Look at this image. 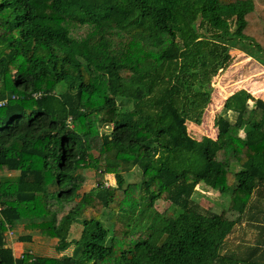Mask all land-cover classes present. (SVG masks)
<instances>
[{"label": "trees", "instance_id": "obj_1", "mask_svg": "<svg viewBox=\"0 0 264 264\" xmlns=\"http://www.w3.org/2000/svg\"><path fill=\"white\" fill-rule=\"evenodd\" d=\"M235 40L264 57V0H0V264H264V99L229 95L216 137L188 127ZM246 215L262 238L225 249ZM19 223L62 254L16 256Z\"/></svg>", "mask_w": 264, "mask_h": 264}, {"label": "rangeland", "instance_id": "obj_2", "mask_svg": "<svg viewBox=\"0 0 264 264\" xmlns=\"http://www.w3.org/2000/svg\"><path fill=\"white\" fill-rule=\"evenodd\" d=\"M228 46L235 48V52L229 58L226 67L218 75V83L211 85L214 87L212 94V101L206 110L205 119L199 123L188 122L190 133L196 137L201 138L203 135L216 137L218 128L216 124V117L222 111L225 100L232 92L240 88L247 89L254 97L264 99V57H262L249 43H243L238 40L227 43ZM62 88V86H61ZM63 89V88H62ZM102 131H108L109 128L102 127ZM138 172L134 171V174ZM111 176H105L107 182L110 184ZM94 187V181H88L83 187L82 191H89ZM15 193H0L1 200H14ZM193 199L199 204L204 211L221 212L228 207L229 197L220 194L218 191L205 185L199 184L193 194ZM169 201L157 200L155 203L156 209L163 211L169 205ZM1 207V204H0ZM264 207V204L262 205ZM122 214L129 216L134 223H142L146 220L147 211L137 210L134 213L131 210L121 211ZM262 215H260L261 217ZM254 223V224H253ZM255 222L248 220V215L239 223L233 233L228 237L226 248L228 250L239 249L242 243H255L256 240L261 239L260 229L256 227ZM82 226L80 223L73 224L69 239L79 237ZM32 234L33 241L24 243L20 240V236ZM7 243L12 246L14 254L21 256L24 250L32 249L36 254L42 255H60L62 253L56 250L57 239H49L41 236L36 231H28L25 229L23 223H19L12 230L6 232ZM243 251V250H242ZM242 251H240L242 253ZM73 247H69L64 253L71 254Z\"/></svg>", "mask_w": 264, "mask_h": 264}, {"label": "built area", "instance_id": "obj_3", "mask_svg": "<svg viewBox=\"0 0 264 264\" xmlns=\"http://www.w3.org/2000/svg\"><path fill=\"white\" fill-rule=\"evenodd\" d=\"M40 95H41V93H34L33 96H34V97H39ZM6 101H7V100H1V101H0V105H3L4 103H6ZM104 184H105V186H108V185H109V183L107 182V179L105 180V183H104Z\"/></svg>", "mask_w": 264, "mask_h": 264}, {"label": "crops", "instance_id": "obj_4", "mask_svg": "<svg viewBox=\"0 0 264 264\" xmlns=\"http://www.w3.org/2000/svg\"><path fill=\"white\" fill-rule=\"evenodd\" d=\"M233 93V92H232ZM222 108H223V106H222ZM222 108H221V110H222Z\"/></svg>", "mask_w": 264, "mask_h": 264}]
</instances>
